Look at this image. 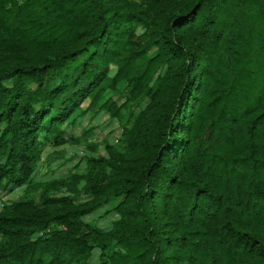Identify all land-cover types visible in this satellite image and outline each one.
<instances>
[{
  "label": "trees",
  "instance_id": "16d2710c",
  "mask_svg": "<svg viewBox=\"0 0 264 264\" xmlns=\"http://www.w3.org/2000/svg\"><path fill=\"white\" fill-rule=\"evenodd\" d=\"M85 99L119 142L34 181ZM8 184L0 264H264V0H0Z\"/></svg>",
  "mask_w": 264,
  "mask_h": 264
},
{
  "label": "rangeland",
  "instance_id": "374dc122",
  "mask_svg": "<svg viewBox=\"0 0 264 264\" xmlns=\"http://www.w3.org/2000/svg\"><path fill=\"white\" fill-rule=\"evenodd\" d=\"M117 104L121 103L117 92H108ZM89 100L85 99L81 107L84 114L76 120H69L63 124L68 142L60 147L48 145L44 147L41 163L33 174L34 181H45L53 177H65L73 172L85 170L84 156L105 154L106 144H117L121 128L117 119L107 111L93 114L88 111ZM144 100L135 107V113H139L145 106ZM51 160V163H48ZM23 190L21 187H13L11 184L0 189V203H8L17 199ZM38 194H35L37 200ZM110 204H103L93 212L83 217L86 222L96 221L98 225L106 228L112 219V213L108 209ZM1 209V208H0ZM89 264H99L97 258H92Z\"/></svg>",
  "mask_w": 264,
  "mask_h": 264
},
{
  "label": "built area",
  "instance_id": "2783aa9c",
  "mask_svg": "<svg viewBox=\"0 0 264 264\" xmlns=\"http://www.w3.org/2000/svg\"><path fill=\"white\" fill-rule=\"evenodd\" d=\"M2 206H3V203L1 202V203H0V208H2Z\"/></svg>",
  "mask_w": 264,
  "mask_h": 264
}]
</instances>
